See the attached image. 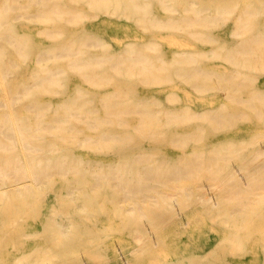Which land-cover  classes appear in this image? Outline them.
I'll return each instance as SVG.
<instances>
[{
    "label": "bare ground",
    "instance_id": "6f19581e",
    "mask_svg": "<svg viewBox=\"0 0 264 264\" xmlns=\"http://www.w3.org/2000/svg\"><path fill=\"white\" fill-rule=\"evenodd\" d=\"M13 2L14 0L9 1L10 7ZM125 2L138 5L141 0H72L71 3L65 0H54V9L57 10L55 13H58L59 16L64 14L76 16L77 13L83 11V7L94 8V6L100 5L120 7ZM187 14L178 17V20H185L187 26L198 28L199 19ZM245 14L240 15L238 23H234L231 40L222 38L221 35H214L210 41L213 46L210 50L219 51L225 47L229 51L232 55V58L228 60L232 63L229 69L233 75H242L243 78H237L231 83L226 82L223 87L220 84L218 93L213 94L206 89V85L213 78L212 75L207 77V72L202 70L204 67L201 65L184 67L187 77L202 87L198 89L200 109L193 108L191 102L179 107L166 104L162 108L158 107V111H164L166 114L164 124L161 123L159 117L156 119L147 118L143 114L137 120L131 119L134 116H127L124 108L132 100H127L124 96L133 91L125 79L117 77L115 88L120 95L115 100L117 105L105 103L106 110L100 115L105 125H91V128L96 129L93 137L117 139L123 143L130 142L137 144L139 148L133 150L130 147L120 145L123 149L112 151L107 157L93 158L97 163V167L94 169L83 170L79 167H62L63 162L75 163L76 159L84 155H75L69 150L60 153L47 152L46 145H42V141L48 139L44 134L45 125L51 122L54 116L55 119L59 120L64 114L56 111L51 117L45 116L44 109L41 107H52V104L48 100H39L36 95L37 89L27 91V95L33 100V103L29 104L30 110L38 109L36 114H33L37 123L35 127H32L30 120H28L30 114L22 116L7 110L1 113L0 240L5 233V231L2 233L1 230L14 227L16 231H21V225L18 221L27 214L29 194L34 189L37 193L40 192L36 189L38 186H42L41 193H43L42 196L46 201L45 217L42 220L44 221V228L49 230V234H45L44 239H40L30 246L25 245L30 234L29 231H21L20 234L16 235L15 238L18 241L14 240V242L18 243L19 246L10 245V251H14L10 253L11 264H42L47 261L51 263V257L54 253L59 257L56 264H89L88 262L84 263L86 260L84 262L79 261L80 263L75 260L83 255L84 251L85 254L88 252L92 257L93 249L95 252L101 250L100 247L95 248L96 246L93 244V234L100 229L96 228L99 222L94 221L92 225L85 224V228H78L79 224H77L74 214L84 213L87 207L105 204L106 202L112 203L115 209L121 212V220L124 221L125 226L128 222L131 228L128 232L131 236V248L125 250L124 247H117L115 251L107 254L106 259L110 262L109 264H119L118 259L120 257L118 256L120 254H124V262L127 264L126 258L129 257L126 254L127 251H130L129 254L132 257L142 258L149 245V239L142 221L151 219L165 206L166 213L174 210L173 204L178 201V198L175 197L176 194L180 195V199L182 197L198 199L202 207L210 211L214 207L211 202L215 198L211 201V198L208 197L214 193L220 194V197L222 195L225 201L229 195L236 196L234 201H238L242 205L235 204L227 209L237 211L238 215L230 217L231 222L226 221L227 231L219 237L218 244L225 238L230 243H237L240 229L244 226L243 220L245 222H252L255 218L264 220V203L257 206L258 200L259 202L264 201V145L256 146L249 151L243 150L246 148L245 145H237V141L264 135V130L258 128V125L264 126V69L260 72L257 71L260 65L264 66V23H258L259 18L256 23H243V20L246 19ZM151 16L154 14L149 9L141 13L143 20L149 21ZM109 23L116 22H100L98 30L105 33L118 30V25ZM59 26L60 28L63 27L60 24ZM91 32L89 27L83 24L77 30H71L70 37L57 39L52 47L40 48L38 55L40 61H53L55 65L51 67L37 63L38 70L36 71L35 83L43 85L52 82L56 76L61 75L65 68L61 59L66 57L71 58V65L85 69L82 75L88 80L97 77L104 78V75L108 76L109 73H112V69H116L114 71L121 75L126 72L131 75L145 71L153 74L161 66H157L149 57L144 58L142 56L138 42H134L131 48L121 51L112 50L111 44H107L99 51L89 44V46H84L85 42L83 43V41L87 38L86 33ZM0 37L6 40L5 35L0 34ZM16 37L14 40H8L20 44ZM194 40L195 42L198 41L197 35ZM204 51L207 50L203 49L199 52ZM175 52V58L181 59L188 56L184 53L195 51L176 49ZM196 58L202 60L208 58V55L197 54L191 59L196 60ZM247 68H254L255 72L249 73ZM179 69L181 68L179 67ZM216 70L217 77L215 80L219 83L225 76V72L218 68ZM102 83L99 82L98 86H102ZM97 92H101L100 87L96 91L88 92L87 95L94 101ZM219 94L222 95L221 99L210 100V96ZM6 99L5 96L0 98L1 106H8ZM229 100L236 102L235 107L226 105ZM73 106L75 105L68 104L66 107ZM249 111L256 114V117L246 116V119L250 121L251 125L256 126V129L250 126L247 129L249 133L239 138L229 134L233 127L236 129L240 125L238 124L239 116L246 115ZM95 112L98 114V110ZM181 114H195V119L207 120L212 124V131L216 135L205 138L204 134L207 128L203 122H197V131L201 135L194 139L196 142L191 150L184 149L176 157L168 153L166 156L160 157L158 150L162 140L161 136L164 135L162 133H166V140L170 142V137H167L169 133L191 131L187 127L181 129L177 127L189 122L180 119ZM65 116H73V113L68 111ZM176 116L179 119L178 125L173 122ZM17 122H19L18 125ZM117 122L124 123L126 127H129L128 124L131 123L137 122L138 124L134 126L136 130L126 127L117 129ZM229 126L232 127L231 130H223ZM75 128L79 129L78 127ZM142 131L155 135L148 139L149 142L147 143L144 142V139L136 141L138 136L133 134ZM117 132L120 136L112 137V134ZM213 141L218 144H213ZM28 145H30L32 153L23 154L18 150V147L22 149ZM188 152L190 154H187ZM85 154L88 155V153ZM237 162H240V165ZM53 168L61 175L51 178L49 174L53 172ZM192 174L199 176V178L211 179V182L196 183L192 179ZM165 180L166 188L161 185ZM57 181H60L61 184L54 186ZM209 193L212 195L210 196ZM244 198L248 201L254 199L257 201L255 202L256 205L243 206ZM65 201L67 205L64 208L62 204ZM59 211L62 212L59 213ZM110 223L111 221L106 224ZM87 242H90V245H86ZM1 248L4 250L7 247L0 242ZM118 249L120 252L117 251ZM50 251L53 255L49 253ZM207 253H209L208 250ZM26 259L27 263H25Z\"/></svg>",
    "mask_w": 264,
    "mask_h": 264
},
{
    "label": "rangeland",
    "instance_id": "374dc122",
    "mask_svg": "<svg viewBox=\"0 0 264 264\" xmlns=\"http://www.w3.org/2000/svg\"><path fill=\"white\" fill-rule=\"evenodd\" d=\"M9 1L0 0V19L2 18L0 34L6 36V40L0 37V98L5 96L8 104V106L0 105V122L1 113L7 110L22 116L30 114L28 120L32 127H35L37 123L33 114H36L38 109L30 110L29 104L33 103V100L27 95V91L37 89L38 99L48 100L52 104V107H41L44 109L45 116L51 117L56 111L64 114L59 120L54 116L53 120L45 125L44 134L48 139L47 141L43 140L42 145H46L47 152L60 153L69 150L75 155L83 154L84 156L76 159L75 163L67 161L63 162L62 166L79 167L83 170L97 167V163L93 160L95 157H107L112 151L123 149L122 147L125 146L133 150L139 148L137 144L130 142L123 143L117 139L93 137L96 129L90 126L105 125L100 117L101 113L106 110L105 103L117 105L115 100L120 96L115 88L117 77L125 79L133 91L124 96L127 100H132L124 108L125 114L133 115L134 117L131 119L135 120L139 119L141 114L147 118L156 119L159 117L161 123L164 124L166 114L164 111H158V107L162 108L166 104L179 107L191 102L193 108L200 109L198 89L202 87L187 77L184 67L190 65L204 67L202 70L207 72V77L212 75L213 80L209 81L206 89L213 94L218 93L220 84L223 87L226 82L231 83L237 78H243L242 75H233L229 69L232 63L228 60L232 58V55L225 47L219 51L210 50L213 47L210 42L211 38L214 35H221L222 38L231 40L233 25L238 23L240 15L244 13H246V19L243 20V23H256L258 18V23H264V0H141L138 5L125 2L120 7L104 5L94 6V8L83 7V11L77 13L76 16L73 14L59 16L58 13H55L57 10L54 9V0H14L11 7L8 4ZM65 1L71 3L72 0ZM14 3L16 4L14 5ZM147 9L154 14L149 21L141 19V13ZM185 13L199 19L198 28L187 26L185 20H178V17ZM109 21L116 22L109 24L118 25L117 31L105 33L98 30L100 22ZM59 24L63 27L60 28ZM83 24H86L92 31L86 33L87 38L83 41V43L85 42L84 46L91 45L99 51L107 44H111L112 50L121 51L131 48L134 42H138L142 56L149 57L157 66H161L153 74L145 71L131 75L126 72L121 75L115 72L116 69H114L115 71L112 69V73H109L108 76L104 75V78L97 77L88 80L82 75L85 69L71 65V58L66 57L61 59L65 66L61 75L56 76L52 82L43 85L36 84L34 80L37 76V63L51 67L55 65L53 61L41 60L46 61L45 63L40 61L38 58L40 48L52 47L57 39L70 37V31L77 30ZM13 35L17 36L20 44L8 40H14L15 36ZM196 35L198 41L195 42ZM176 49L181 51L190 49L195 52H191L192 54L186 52L184 54L188 56L176 59ZM203 49L207 51L199 52ZM197 54L201 56L207 54L208 58L192 60L191 58ZM179 67L181 69L178 70ZM217 68L225 72V76L219 83L215 80ZM263 69L264 66L260 65L257 71L260 72ZM247 71L255 72V69L247 68ZM99 82H103V85L98 86ZM99 87L101 92L96 93V98L93 101L87 94L96 91ZM132 95L133 97H131ZM210 97V100L217 101L222 98V95ZM68 104L75 106L67 108ZM139 104L140 106H138ZM235 104L236 102L232 100L226 103L229 107H235ZM96 110H98V114L95 112ZM68 111H71L73 116H65ZM194 115L181 114L179 116L180 119L189 121L186 124L178 125L177 116L173 121L179 129L187 127L191 131L169 133L167 137H170V142L166 140V133H162L164 135L161 136L160 148L157 149L160 157L166 156V153L176 157L184 149L191 150L196 142L194 139L201 135L197 131V122H203L206 126L205 138L216 135L212 131V124L207 120H197ZM246 116L255 118L256 114L249 111L246 115H240L238 118L240 125L236 129L233 127L231 130L232 127L229 126L223 130H231L229 134L235 138L247 135L249 133L247 129L250 126L256 129V126L251 125ZM18 123L16 124L18 125ZM137 124V122L131 123L128 124L129 127H126L124 123L117 122L116 127L117 129L126 127L136 130L134 126ZM25 125L27 126L26 123ZM258 128L264 130L263 125H258ZM40 134L42 135V132ZM112 135V137L120 136L118 132ZM133 135L138 136L136 141L144 139V142L147 143L148 139L153 138L155 134L142 131ZM215 143L218 144L213 141V144ZM237 145H245L246 148L243 149L245 151L252 150L256 146L264 145V135L237 141ZM18 150L23 154L33 152L30 145L22 147V149L18 147ZM237 164L240 165V162ZM49 175L51 178H55L61 174L54 169ZM192 175V179L196 183L211 182V179ZM60 184V181H57L54 186ZM161 185L166 188V180ZM36 189L40 192L37 193L34 189L29 194L27 214L18 221L21 231L30 232L25 243L27 246L34 245L38 240L44 239L45 234H49V230L44 228L42 220L46 211V201L41 193L42 186H38ZM210 191L213 192V190ZM219 195L214 193L213 197H208L211 198V201L215 198L211 202L214 207L210 211L207 208L204 209L198 199L193 197L180 199V195L176 194L175 197L178 198V201L173 204L174 210L166 213L165 206L151 219L142 221L149 239L147 251L144 252L141 259L132 257L129 254L130 251H127L126 254L129 256L126 258L127 264H264L263 219L255 218L252 222L243 220L244 226L240 229L237 243H230L226 238L219 244L217 243L219 237L227 231L226 221L231 222L230 217L238 215L237 211L227 209L235 204L242 205L240 202L234 201L236 197L234 195H229L226 201L223 200L222 195L221 197ZM220 200L223 202L220 203ZM215 202L219 205L217 206ZM243 202V206L251 207L256 205L257 201L245 199ZM66 203L65 201L62 204L64 208ZM260 203L263 204L264 201L259 202L258 200L257 206ZM120 213L112 203L106 202L89 206L84 213L74 214L76 222L79 224L78 228H85V224L92 225L94 221L99 222L96 228L100 229L93 234V244L96 246L95 248L100 247L101 249L97 252L93 249L92 257L88 252L85 254L84 251L83 255L75 260L76 262L86 260L84 263L109 264L110 262L106 259L107 254L115 251L117 247H124L125 250L131 248V236L128 234L131 228L127 221V226H125ZM109 221L111 223L106 224ZM4 231L0 242L7 248L0 249V264H11L10 253L14 251H10V245L19 246L14 240L21 231H16L14 227L1 230L2 233ZM86 245H90V242H87ZM207 250L209 253L206 254ZM117 251L120 252V249ZM123 256L124 254L118 256L120 257L119 264H125ZM58 258V255L54 253L51 263L47 261L42 264H48V262L56 264ZM25 263H27V259Z\"/></svg>",
    "mask_w": 264,
    "mask_h": 264
}]
</instances>
